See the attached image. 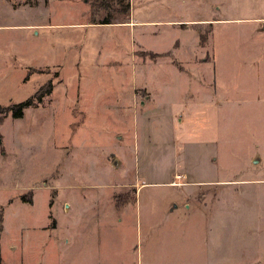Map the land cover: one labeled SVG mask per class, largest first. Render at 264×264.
<instances>
[{
  "label": "rangeland",
  "instance_id": "374dc122",
  "mask_svg": "<svg viewBox=\"0 0 264 264\" xmlns=\"http://www.w3.org/2000/svg\"><path fill=\"white\" fill-rule=\"evenodd\" d=\"M97 1L0 0V264H264V0Z\"/></svg>",
  "mask_w": 264,
  "mask_h": 264
},
{
  "label": "trees",
  "instance_id": "16d2710c",
  "mask_svg": "<svg viewBox=\"0 0 264 264\" xmlns=\"http://www.w3.org/2000/svg\"><path fill=\"white\" fill-rule=\"evenodd\" d=\"M112 1L114 0H98V6L97 8L99 7H109V5L112 3ZM122 1V0H121ZM96 4V3H95ZM129 7H130V3H127L124 8L122 10H129ZM96 20H93L92 23H94ZM99 22H102V23H110V22H114L111 18H105L103 19L102 21H99ZM52 89V86H50L49 90L44 94H34V97H31L29 99H26V100H23V101H20L18 102V104L14 105L13 107H10V110L12 111V115L14 118H19V117H22L24 115V109L26 107H29L31 105H34V103H41L43 102L45 96L49 95V92L51 91Z\"/></svg>",
  "mask_w": 264,
  "mask_h": 264
},
{
  "label": "crops",
  "instance_id": "0c3cea01",
  "mask_svg": "<svg viewBox=\"0 0 264 264\" xmlns=\"http://www.w3.org/2000/svg\"><path fill=\"white\" fill-rule=\"evenodd\" d=\"M158 21H161V20H158ZM117 22H121V21H115V23H117ZM153 22H156V21L153 20ZM261 158H262V157H261ZM170 203H171L172 205H175V204H173L174 202H173V203L170 202ZM171 207H172V206H169V208L167 209L168 214H169L171 211L173 212V210H172ZM225 236H226V235H225ZM218 241H219V239H218ZM225 241H228V242H229V241H230V237H227V236H226V237L224 238L223 242H225ZM40 259L42 260V261L40 260L41 262H44V259L42 258V256H41ZM46 262L48 263V258H46Z\"/></svg>",
  "mask_w": 264,
  "mask_h": 264
}]
</instances>
